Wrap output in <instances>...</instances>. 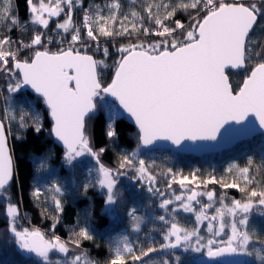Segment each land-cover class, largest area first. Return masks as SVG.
<instances>
[{"label":"snow or ice","instance_id":"1","mask_svg":"<svg viewBox=\"0 0 264 264\" xmlns=\"http://www.w3.org/2000/svg\"><path fill=\"white\" fill-rule=\"evenodd\" d=\"M26 4L29 7L30 22L45 30L52 17H60L64 13V22L56 25V36L60 38L61 44L64 43V34L70 33V39L67 48L52 52L47 45L53 43V37L45 31L32 33L27 43L16 41L15 48L12 47L14 42L9 35L0 36V76L4 78L5 84L0 90V96L7 104L4 112L7 113L12 107L15 95L25 86H30L43 102L44 116L51 118L50 135L63 145L64 163L74 166V162L85 155L94 159L96 176L88 180L83 189L85 192L92 187L101 189L105 197L103 210L108 214H112L121 196L117 188L118 178L127 176L129 171L135 174L138 181L147 182L149 193L159 192L161 197L165 193L159 191L157 175L153 174L144 159L139 158L137 150L123 154L118 168L108 167L101 161L106 148L94 146L88 121L97 117L98 101L102 97L110 96L115 101L108 105L104 129L106 137L111 141L118 139L115 120L121 113H127L137 129V149L157 141L183 146L184 141L194 144L216 141L218 135L234 139L253 134L257 127L264 129V48L254 52L251 47V34L258 21L264 20V0L150 2L143 8L140 28L135 23L126 26L125 22L129 20L127 14L118 15L122 10L121 0H111V3L105 5L108 15L103 14L104 9L97 6L95 19L90 10L84 8L82 28L73 25L72 12L77 4L83 7V0H26ZM181 12L188 14V23L176 18ZM138 15L135 11L131 13L133 17ZM145 17L154 28L143 27ZM3 22L9 31H27V25L21 23L10 6L3 11ZM117 24L119 27H116ZM141 31L146 36L154 35L160 39L149 45L130 42L117 47L119 59L114 62L110 82H105L98 72V66L104 62L95 60L91 55H82L75 47L87 40L96 42L99 50L101 36H127L131 40L134 33ZM177 35L183 39H177ZM24 50H31V56L26 55ZM102 51L105 57L109 56V48L104 47ZM253 57L256 58L255 64L239 90L234 91L226 69H241L246 63H251ZM250 114L255 116L258 125L251 122L249 127L250 122L245 123ZM14 120L15 117L0 116V191H7L14 179V162L8 142ZM225 125L231 127L225 128ZM18 127H32L35 132L41 133L43 117L39 111L21 109ZM247 163L249 166L253 164L251 157ZM249 166L239 169L240 178L248 186L240 188L249 197L246 202L233 200L231 206H228L221 201V207L215 208L214 214L209 215L212 203L204 204L197 211L193 202L200 204L198 197L201 195L212 202L214 193L191 190L187 196L175 195V201L164 198L159 203L165 212L169 211L170 205H175L171 208L172 213H195L198 224L207 220L208 232L214 237H220L225 233V228L230 227L226 241L211 238L205 241L199 228L188 231L172 222L163 233L164 243L158 247L153 245L145 248L138 240L131 242L128 235H123V246L117 242L113 258L108 264H129V260L131 264H147L153 253L178 247H192L196 252L206 249L209 257L235 253L252 255L248 246L254 234L248 228V213L253 207V201L264 206V189H256V178ZM233 167L235 165H230L229 171ZM34 168L36 173L48 170L47 157L36 161ZM168 176L169 188L171 182H178L183 187L186 183L197 181L195 174L191 179L181 176L177 181L171 168L168 169ZM207 182L218 181L212 177ZM223 187L236 188L239 185L228 183ZM66 191L60 179H52L44 184L37 181L32 191L35 200L43 199L52 206L55 223L52 225L51 237L46 238L45 234L35 228L19 230V209L15 203L6 206L7 231L21 249L34 253L44 264H52L50 253L53 251L63 257L56 259L55 264H98V261L89 258L83 248V242L93 241L95 236L91 225V207L85 210V218L77 222L78 230L74 228L69 239L62 240L55 234L60 215L64 212L62 201ZM137 212V207H131L127 216L132 230L139 232L143 218ZM226 214L231 218L230 223L225 222ZM158 219L169 225L165 215H160ZM215 222H219L216 231ZM176 259L178 262L179 258ZM162 264H170V261L164 259Z\"/></svg>","mask_w":264,"mask_h":264},{"label":"trees","instance_id":"2","mask_svg":"<svg viewBox=\"0 0 264 264\" xmlns=\"http://www.w3.org/2000/svg\"><path fill=\"white\" fill-rule=\"evenodd\" d=\"M150 2H159V0H121L122 10L118 15L127 14L129 20L125 22L126 26L130 27L132 23H135L140 28L141 16H144L143 8ZM227 2H232V0H227ZM108 3H111V0H83V7L77 4L73 9V25L83 27L84 8H88L90 13L93 14L95 8L99 6L104 9L103 14L108 15V10L105 7ZM9 6L13 10V13L18 15L21 23L27 25V31L22 32L20 29L8 30V26L3 22V11ZM134 11L139 15L136 17L131 16V13ZM66 12L67 8H65ZM187 15V13L181 12L176 18L181 19L184 23H188ZM65 18L64 14L60 22L62 21L63 23ZM30 21L31 17L26 0H0V36L9 35L14 42L13 48L17 46L15 44L16 41L23 40L25 43L29 42L32 33L37 31H45L48 36L53 37V43L47 46L50 51L56 52L60 48L68 47L70 33L64 34V43L61 44L59 42L60 38L56 36L57 24L51 23L48 29L45 30L41 26L32 25ZM116 27H119V24ZM143 27L152 29L154 25L145 17ZM82 35H84L83 32ZM251 35L253 40L251 47L253 51H261L264 48V20L258 21ZM159 39V37L154 35L146 36L141 31L134 33L131 40L127 36L117 38L101 36L99 39V50L96 42L87 40L84 43L75 45V47L82 55H91L95 60L103 61L106 69H98V71L99 73L101 72L100 75L105 82H110L114 71V62L119 59V56L116 54L117 47L130 42L149 45L157 43ZM177 39H183V37L177 35ZM104 47L109 48L110 54L108 57L103 55L102 50ZM24 51L26 55L31 56V50ZM255 62L256 58L253 57L251 63H246L243 72H227L226 75L234 91L239 90ZM3 80L4 78L0 76V90L5 87ZM0 98V116H5L7 114L4 112L3 107L7 104L2 96ZM111 103L102 97L98 101L97 117L88 121L94 146L96 148H106V151L101 156V161L106 166L112 168H118L123 154L137 150L139 158L144 159L146 164L153 170V174L157 175L159 191L165 193L164 197H161L159 192L152 194L155 198H167L169 192H180L182 195L187 196L191 190H195L200 193L212 191L214 199L223 201L224 203H231L233 200L246 202L249 197L240 188L248 186L245 185L240 176H237L235 170L249 166L247 163L249 157L253 160V164L249 167L252 175L256 178V189L258 191L264 189V135H258L250 140L240 142L230 150L205 155L200 158L180 155L165 150L146 151L141 146L137 149L136 131L126 123L122 114L115 120L118 139L111 141L106 137L104 129L108 105ZM11 109V116H8L10 118L15 117V120L12 123V133L8 137V142L14 162V179L8 186L7 191L0 192V264H44L41 258L18 246L14 237L7 231V218L5 215L7 204L15 203L19 209L17 219L19 230L23 228H28L29 230L35 228L45 234L46 238L51 237L52 225L55 223V214L52 206L50 202H45L43 199L37 201L32 196L37 175L34 165L36 161L43 157H47L50 170L60 176L67 184L69 183L68 191L65 193L62 201L64 212L60 215L59 223L55 228V234L60 236L62 240L69 239L74 228L78 230L77 222L81 220L82 216L85 217V210L91 207V225L95 236L93 241H84L83 248L87 251L90 259L98 261V264H108V261L112 258V254L104 237L107 234L116 233L126 228V212L131 200L136 198V196L139 197L136 190L138 189L144 195L142 200L146 211L147 223H145L138 241L145 248L153 245L158 247L163 243L162 235L165 231V226L158 219L161 214L156 202H154L155 198L148 194L147 183L141 184L131 171H129L127 176H120L117 188L121 196L112 214H108L103 210L105 197L102 194V190L98 187H92L85 192L83 189L82 179H84V174L82 172L85 169V165L77 163L72 170L66 168L63 161L64 151L57 146L53 136L50 135L52 122L50 117L44 116L45 109L42 100L21 89L15 95ZM21 109L36 110L41 113L43 117V131L41 133L35 132L32 127L24 129L18 127ZM90 158L95 163L94 159ZM229 164H234L235 167L231 171H225V168ZM169 168L176 174L177 181L181 176H188L191 179L193 174L196 175L197 181L191 184L186 183L183 187L178 182H171L172 186L169 188ZM212 177H215L218 182L208 183L207 181ZM228 183H237L239 187H223L224 184ZM199 206L200 204L194 203L195 208L198 209ZM45 209H47V212H45ZM249 218H251V221H249L248 228L254 234L251 242L264 247V243H261V241H264V211L262 210V206L258 205L255 201H253V209L249 214ZM189 225V222L183 216L178 218L179 227L187 229ZM176 252L172 249L160 250L152 254V259L147 261V264H162L164 259L169 260L170 264H196L195 259H188L185 256L179 257L178 262L175 263L173 256H176ZM55 257L56 255L53 252L50 253L51 261ZM129 264H131L130 260ZM251 264H254V262Z\"/></svg>","mask_w":264,"mask_h":264},{"label":"rangeland","instance_id":"3","mask_svg":"<svg viewBox=\"0 0 264 264\" xmlns=\"http://www.w3.org/2000/svg\"><path fill=\"white\" fill-rule=\"evenodd\" d=\"M130 1H132V0H130ZM45 2H47V0H45ZM95 11H96V8H95V10H94V12L92 14L93 19H95ZM63 16H64V13H62L60 17H52L50 19L49 25L51 23H55V24L62 23V21L60 22V19H62ZM110 23L111 22H109V24ZM32 25L39 26V25H36V24H33V23H32ZM47 46H49V45H47ZM98 69L105 70L106 68H105L104 63L99 65ZM0 102H1V100H0ZM6 107H7V105H5V107H3V109H5ZM11 111H12V109L9 108L8 112L6 113L7 116L8 115L11 116V113H12ZM77 163H82L83 165H85V169H83V172H82L84 174V179H82V183L84 185L85 183L88 182V180L93 179L96 176V167L97 166L91 160L90 156H87V155H85L84 157L78 158V160L74 162V165L77 164ZM230 165H234V164H229L225 168V171H229V166ZM65 166L69 170H72L73 167H74V166H68L66 164H65ZM235 173H237V176H240L239 170L236 169ZM52 179H60V180H62L65 188L68 191L69 183L67 184L65 181H63V179H61V177L58 176L55 172H52L50 170V168L48 170H41L39 173H37L36 178H35V182H34V186L36 185L37 181H39L41 184H44V183L50 182ZM139 182L141 184L147 183L146 181H139ZM175 195H182V194L180 192H169L168 195H167V199H172L173 201H175ZM138 198H134V199L131 200V203L129 204L128 210L131 207H137V209H138L137 214L143 218L142 219V223H141V231H142V229H143V227H144V225L146 223V211H145V208H144V204H143L142 198H139V199ZM198 199L200 200V202L203 205L207 204V203H212L213 204V208L209 210V213H208L209 215L214 214V209L215 208L221 207V201H218V200L214 199L212 202H209L205 195L199 196ZM161 200L162 199L155 198L154 202H156L158 210L160 211V214L161 215H165L169 219V225H165L164 224L165 231L170 226V223L175 222V223L178 224V218L180 216H183L185 218V220L188 221L189 224H190L189 226H187L186 230L192 231V230H194L196 228H199V233H200V235L202 237H204L205 241L207 239H210V238L211 239H217L219 241H226L227 240V236L230 234V227H226L225 228V233L222 234L220 237H214L212 233L208 232L207 220L202 221L201 223L198 224L196 219H195V213H185L183 211H177L176 213H172L171 212V208L174 207L175 205H170L169 206V211L165 212L163 209H161L159 207V203H160ZM223 204L231 206L232 202L231 203H224L223 202ZM195 209L197 210V208H195ZM252 209H253V207H252ZM252 209L248 213V216L252 212ZM128 210H127V212H128ZM262 210L264 211V206H262ZM127 212H126V217H127L126 228L121 230V231H119V232H116V233L107 234L104 237V240L107 243V245H108V247H109V249L111 251L112 258H113V255H114V248H115L117 242L120 243L121 247L123 246V243H122V236L123 235H128L129 236V241L135 242V241H137L139 239V235L141 233V231L136 232V231L132 230L130 218L127 216ZM173 215H175V216H173ZM84 218L85 217L82 216L80 221L82 222ZM230 219L231 218L226 214L225 215V222L226 223H230ZM249 221H251V218H249ZM216 223L219 224V222H216ZM218 228L219 227L216 226L214 228V231L218 230ZM162 238H163V235H162ZM163 243H164V240H163ZM220 246H223V244H221ZM248 250L252 252V255H246L244 253H239L241 256H243L245 258L244 264H251L253 262H254V264H264V247H262V246H260L258 244H253L250 241L249 246H248ZM53 254H55L56 257L51 261L52 264H55L56 259H62L63 258L62 254H59V253H57L55 251H53ZM206 254H207L206 249H202L200 252H196L192 247H187V248L180 247V249L175 253L176 256H173V258H174V262L176 263L177 262V259H176L177 257L179 258V257H184L185 256L188 259L191 258L192 260H194V259L198 258L199 256H203V255H206Z\"/></svg>","mask_w":264,"mask_h":264},{"label":"water","instance_id":"4","mask_svg":"<svg viewBox=\"0 0 264 264\" xmlns=\"http://www.w3.org/2000/svg\"><path fill=\"white\" fill-rule=\"evenodd\" d=\"M244 70H245V67H243L241 69L227 68L226 74H227V72L238 73V72H243ZM22 90L24 92H27V93L35 96L36 98H39L38 94L35 93V91L30 86H25L24 88H22ZM103 98H105L106 100H108L112 103L115 102L114 98H112L110 96H106ZM121 114L124 116L126 123L137 132L136 126L134 124V120L132 118H130L127 113H121ZM50 120H51V118H50ZM249 122H250L249 127L251 126V122L253 124L258 125V121L256 120L255 116L251 115V114L249 115V117L245 121V123H249ZM227 127H231V125L230 126L225 125V128H227ZM234 127H239V125H234ZM221 131L223 132L224 129H221ZM258 135H264V129H259L257 127V130L253 134L237 136L234 139H226L223 136L218 135L216 141H201V142H197L195 144L191 141H184L183 146H176V145H173L171 142H168V141H157L156 143H154L152 145H147V146L141 145V148L146 150V151L165 150V151L174 152V153H177L180 155L193 156L195 158H200V157H203L205 155L217 154V153H221V152L226 151V150H230L233 147H235L238 143L250 140L251 138L258 136ZM53 139H54L55 143L57 144V146L60 147L64 151L63 145L60 142L56 141L54 137H53ZM0 192H2V191H0ZM193 203H195V202H193ZM179 248L180 247H178L176 249H172V250L174 252H176L179 250ZM32 254H34V253H32ZM236 256L237 257H235L234 254H225L222 257H209L206 254V255L199 256L198 258H196L195 263L196 264H215V263L244 264L245 258L241 255H236Z\"/></svg>","mask_w":264,"mask_h":264},{"label":"flooded vegetation","instance_id":"5","mask_svg":"<svg viewBox=\"0 0 264 264\" xmlns=\"http://www.w3.org/2000/svg\"><path fill=\"white\" fill-rule=\"evenodd\" d=\"M136 190L138 191L137 194H139V198L144 197V195L142 194V191H140V190H138V189H136ZM148 194H149L150 196H152V197H155L154 195H152V194L149 193V192H148ZM184 196H185V195H184ZM136 198H138V197L136 196ZM139 198H138V199H139ZM202 206H203V204L200 203V206L198 207L197 210L199 211V209H200ZM207 223H208V221H207ZM215 224H216L217 227H219V224H218V223L215 222ZM234 255H235V257H237L236 255H240V254H239V253H235ZM215 264H220V263H215Z\"/></svg>","mask_w":264,"mask_h":264}]
</instances>
